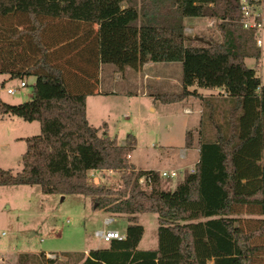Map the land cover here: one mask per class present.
I'll return each mask as SVG.
<instances>
[{
  "label": "trees",
  "instance_id": "1",
  "mask_svg": "<svg viewBox=\"0 0 264 264\" xmlns=\"http://www.w3.org/2000/svg\"><path fill=\"white\" fill-rule=\"evenodd\" d=\"M186 18L215 21L221 41L186 36ZM240 21L239 0H0V75L35 79L32 100H0V116L40 126L39 136L25 140L21 171L0 169V187L80 195L95 210L127 217L124 240L87 257L68 255L72 264L258 263L264 254V85L245 65L260 60L257 31ZM148 63L181 64V92L156 94L155 101L197 98L204 111L197 144L192 131L185 133V148L197 145L198 161L173 192L162 189L157 171L135 170L129 162L133 136L118 145L86 118L101 64L123 70ZM194 86L228 95L221 124L219 103L203 101L189 91ZM93 171L118 173L119 184L95 185ZM242 210L259 217L248 230L236 216ZM140 214L157 216L155 250L137 249L144 234ZM18 259L35 262L26 254Z\"/></svg>",
  "mask_w": 264,
  "mask_h": 264
},
{
  "label": "rangeland",
  "instance_id": "2",
  "mask_svg": "<svg viewBox=\"0 0 264 264\" xmlns=\"http://www.w3.org/2000/svg\"><path fill=\"white\" fill-rule=\"evenodd\" d=\"M196 22L198 29L207 30L208 27L205 19L196 20ZM194 35H196L194 38L203 36L207 40L221 41L215 21L213 27L208 28V31H201L197 34L193 33ZM257 39L261 40L260 60L246 59L245 65L247 68L254 70L256 77L264 85V23L262 31H259L257 34ZM174 68L176 69H174L173 73L181 81V66L176 64ZM20 82V80H11L7 75H0V100L9 105H18L31 101L32 87L35 79L28 77L24 80L26 84L24 88H19ZM10 88L16 89L14 95H7L6 90ZM166 91L168 94L181 92V90L174 86L168 88ZM188 100L193 104L198 103L194 99ZM185 101L187 99L183 101L184 103L168 105L157 101L155 107L158 120L155 119V122L161 125L162 133L152 138L142 129L141 135L138 137L140 140L139 146L132 153L131 162L137 169L152 168L161 175L163 171L169 173L171 169L180 168V170H177L178 177L176 179L170 180L161 177L162 189L166 192L174 191L176 185L183 180L187 173H190L189 165L194 163V159L179 160V148L183 147L184 138L181 131L183 129H194V124H197L196 127L199 128L200 123H202V120L201 122L200 120L196 121V115H183L181 106L186 104ZM225 109L226 104L219 103V111L215 114L216 122L219 124L223 122L222 112ZM88 112L90 124L96 125L95 128L98 129L100 124H98V119L95 117L94 108L90 109L89 107ZM145 114L150 116V110H146ZM159 115L166 116V118L160 119ZM2 117L4 118L5 116ZM105 122L108 123L107 120ZM150 122L147 123L154 124ZM120 123L123 124V120ZM144 125L142 124V127ZM6 128L21 138L16 143L11 142L8 149L3 148L5 147V140L1 138V133ZM205 128L207 129L208 136L214 134V130L209 129L210 126H207V124ZM101 129L103 132V128ZM124 129L126 128H123V133H129L127 132L129 130ZM165 129L169 131V134H165ZM192 132L197 144L199 135L198 133L195 134L193 130ZM39 135L40 126L37 122L27 123L16 117L10 118L4 123L0 120V169L10 170L13 174L20 172L22 168L21 158L26 150L25 140ZM120 135L121 133L117 138L118 143L124 141L126 138H120ZM261 164L264 166V152ZM191 170L194 171V169ZM103 177V184L106 186H116L119 184L120 176L118 173ZM250 211L242 210L236 215L242 221L243 227L246 230L254 226L253 221L259 219L254 212ZM106 217L102 213L95 212L90 199L80 195H45L41 193L38 186L0 188V251L11 254L5 256V259L0 258V264H17L18 258L22 254H26L29 261L33 259L35 262H38H33V264H49L46 260H51L54 264H72L73 261L71 260L74 258L66 260L64 257L82 254L85 250H95L106 246L104 242L95 237L96 232L107 229L117 230L120 234L125 232L128 224L126 217L111 218L114 222L105 226L104 220ZM138 224L142 226L144 235L137 249L144 251L155 250L157 248V216L155 214H140L138 215ZM46 253L52 254L51 257L45 256ZM29 261L26 260L25 262ZM257 262L255 264H264V254L257 259Z\"/></svg>",
  "mask_w": 264,
  "mask_h": 264
},
{
  "label": "crops",
  "instance_id": "3",
  "mask_svg": "<svg viewBox=\"0 0 264 264\" xmlns=\"http://www.w3.org/2000/svg\"><path fill=\"white\" fill-rule=\"evenodd\" d=\"M261 14H262V20L264 22V1L262 2ZM196 20H200V18L184 19V27H185L184 32L186 36L188 37L191 36L192 38H194L196 35L193 36V33L197 34L201 31H208V28L213 27L214 25L213 20L205 19L208 28L207 30H200L196 27L197 26ZM83 54L87 55L86 47L84 48ZM176 64H179L181 66L180 63H167V64L148 63L137 69L125 68L123 70H118L112 65L101 64L99 66L97 94L86 97V101H85L86 118L88 120L89 125L93 128L96 127V125H91L89 122L90 116L88 110L90 107V109L94 108L95 117L98 119V124H100V126L98 127L99 135L101 136L105 135L110 139L115 140L118 145H124L127 136H133L135 142L134 151L139 146L140 140L138 137L141 135L142 129L145 130L148 133V135H150L152 138L158 136V134L160 135L162 133L161 125H158L155 122L156 121L155 119L158 120V115L155 107V103H157V101L154 100V95L168 94L166 90L173 86L177 87L179 90H182L181 81L178 80L176 78L177 76L175 75V73H173L174 69H176L174 68ZM191 90L196 91V93L201 96V99L203 101L204 100L210 101L211 104L224 102L226 103V107H227V102L229 101V98L223 89L205 90V89H198L197 87L194 86L189 88V91ZM188 99H194V101H197L198 103L193 104L189 102ZM188 99L187 101H185L186 104L181 106V111L183 115H187V116L196 115L197 116L196 121L200 120L201 122L202 116L204 115L202 101L197 98H191V97ZM146 110H150L151 113L150 116H147L145 114ZM159 116L160 119L166 118V116H161V115ZM5 117L4 118L2 116L0 117L2 123H4L6 120L10 118H13L8 116ZM105 120H107L108 123L105 122ZM121 120H123V124L120 123ZM149 121H151L150 123H154V124H148ZM109 122L110 125L112 126L109 125ZM142 124L145 125L142 127ZM194 125H195L194 129H186V130L183 129L184 131L183 130L181 131L184 136L183 144H182L183 147L179 148L180 161L194 159V163H191L189 165L190 173H191V169H194V166L198 161L197 155L199 151L197 145L195 146L194 149L185 148V133L192 130L195 132V134L198 133L200 130V125L199 128L196 127L197 124ZM101 128H103L104 130L103 132L101 131L102 130ZM123 128H126L124 130H129L127 131L129 133H125V132L123 133L122 131ZM2 132L3 133H1V138L5 140V147H3L5 149L6 148L8 149L9 144H11V142L16 143L18 140H21L20 137H17L18 135H16L13 131L8 130L7 128ZM120 133H121L120 138L121 137L123 138L126 137V138L124 139V141L118 143L117 138L119 137ZM165 134L166 135L169 134V131L166 129H165ZM129 160L131 162L132 154L130 155ZM131 164L133 165L135 170L155 171L152 168L137 169L132 162ZM177 170H180V168L171 169L170 171L177 172ZM113 174H117V173H110V172L100 173L94 171L90 172V175L96 176L97 179L99 180V183L101 184L104 183L103 182L104 177L102 178V176L108 177V175H113ZM0 188H12V187H0ZM95 212H99L106 215L107 216L106 219L121 216V215H113L107 213L104 210H95ZM124 233L122 234L123 236ZM104 243L106 244V246L100 249H107L109 247V243L106 242ZM89 251L85 250L83 252L85 257L88 256ZM0 254H1L0 258H4V259L5 256L11 255L10 253H6L5 251H0ZM49 254L50 253H46L45 256L48 257ZM64 258L67 260L66 257Z\"/></svg>",
  "mask_w": 264,
  "mask_h": 264
},
{
  "label": "built area",
  "instance_id": "4",
  "mask_svg": "<svg viewBox=\"0 0 264 264\" xmlns=\"http://www.w3.org/2000/svg\"><path fill=\"white\" fill-rule=\"evenodd\" d=\"M262 0H239L240 4V11H241V25L243 29L245 30H256L257 34L259 31H262L263 29V20H262ZM256 44L258 47L261 46V40L257 39ZM26 87V84L24 81H21L19 84V88ZM7 95H14L16 93L15 88H10L6 90ZM130 158V157H129ZM191 173L193 171L191 170ZM162 178H168V179H176L178 177V173L175 171L162 172L161 173ZM92 181L95 185L99 184V180L96 176H92ZM144 181V178L139 179V183L142 184ZM114 222L113 219L108 218L105 220V226H108ZM95 237L106 243H110L113 240L116 241H122L124 240V236L120 234L118 231L115 230H103L98 231L95 233ZM51 255L48 256L50 258Z\"/></svg>",
  "mask_w": 264,
  "mask_h": 264
},
{
  "label": "water",
  "instance_id": "5",
  "mask_svg": "<svg viewBox=\"0 0 264 264\" xmlns=\"http://www.w3.org/2000/svg\"><path fill=\"white\" fill-rule=\"evenodd\" d=\"M195 41L196 42H203V39L202 38H199V37H197V38H195ZM208 43V42H207ZM209 44V43H208ZM63 199V198H62Z\"/></svg>",
  "mask_w": 264,
  "mask_h": 264
}]
</instances>
